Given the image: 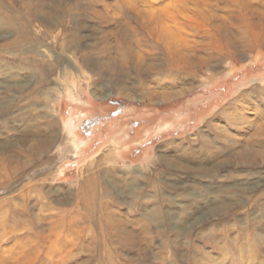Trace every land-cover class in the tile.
Wrapping results in <instances>:
<instances>
[{"label": "bare ground", "instance_id": "1", "mask_svg": "<svg viewBox=\"0 0 264 264\" xmlns=\"http://www.w3.org/2000/svg\"><path fill=\"white\" fill-rule=\"evenodd\" d=\"M37 1L32 0L30 5ZM78 7L105 25L103 32L108 36L115 34L131 42L125 35L130 29L138 36L146 35L148 41L139 51L132 52L136 49H130L124 41L121 45L128 51L121 45L116 51L123 60L114 64V73L136 70L140 75L139 83L124 80L117 86L130 100L155 104L176 100L199 88L197 80L190 79L199 72L203 84L212 82L220 70L222 50L234 73L242 69L248 53L252 60L264 58V0H84L73 9ZM71 13L68 11L70 19ZM36 17L57 29L59 37L63 35L60 27L66 22L59 13L42 11ZM20 35L12 46H6L19 47L22 38L28 39L24 33ZM67 52L80 73L83 69L77 62L86 56L110 55L98 46ZM203 52L211 55V61L202 56ZM151 57L157 60L148 62ZM37 58L39 62L15 68L37 77L32 91L26 92V79L18 78L5 86L0 83V132L13 134L11 141L0 143V188L10 193L7 198L0 195V264H152V258L163 263L170 256L177 260L173 264H223L228 256L236 260L233 264H264V190L258 191L257 182L246 186L241 182L263 178L256 172L264 167L263 80L221 109L216 119L225 121L226 126L211 120L215 138L200 133L190 144L173 148L180 151L179 155L147 160L140 173L146 171L149 176L150 172L149 180L142 177L149 190L140 189V178L127 182L128 188L113 180L116 152L109 150L81 171L75 188L64 191L45 188L54 173L28 172L47 162L44 153L56 148L60 139L54 119L28 115V108L37 106L35 99L41 96L48 103L55 96V91L44 92L55 75L53 62ZM88 62H93V56ZM90 66L96 78L102 74L101 65ZM13 71L9 67L4 72L14 76ZM63 77L67 83L69 75L64 73ZM11 92L19 98H8ZM2 93H6L4 99ZM42 119L47 132L38 137L35 130ZM155 166L159 171L153 169ZM230 166L234 168L224 174L219 171ZM181 172L201 173L184 181L171 180L170 185L161 184V174L171 177ZM164 188L176 195L168 197ZM148 202L155 205L150 210ZM165 204L182 207L180 213L163 211ZM164 226L174 231L176 239L154 245L155 251H151ZM195 230L199 237H215L217 245L224 234L218 245L221 256H212L194 244ZM130 252L135 254L131 256ZM198 252L202 254L198 256Z\"/></svg>", "mask_w": 264, "mask_h": 264}, {"label": "rangeland", "instance_id": "2", "mask_svg": "<svg viewBox=\"0 0 264 264\" xmlns=\"http://www.w3.org/2000/svg\"><path fill=\"white\" fill-rule=\"evenodd\" d=\"M31 1L0 0V62L6 64L1 65L0 63V83L3 82L5 86L14 83L18 78L26 79L28 85L26 92L32 91L36 86L37 77H34L31 72H19L15 68L28 66V62H39L37 57L47 62H53L55 75L45 87L44 92L53 93L55 91L54 98L47 103L40 96L37 100L35 99L37 106L32 107L31 110L28 108V115L31 117L37 118V115L40 114L43 117L54 119L56 122L55 130L60 138L56 148L44 153L43 159L47 162L28 171L29 174L54 173L53 179L46 184L45 188L52 187V189L64 191H69L72 187L75 188L79 183L81 171L109 150H115L117 169L111 174L112 179L122 187L128 188L127 182L140 178L141 180L138 182V185H141L140 189L149 190V186H146L142 177L144 176L146 180H149L151 178L150 172L149 176H147L146 171L141 175V170L146 165L147 160H156L158 155L169 158L179 155L180 151L173 148L179 144L183 146L185 143L190 144V141L197 138L200 133L215 138L216 133L211 128V120L216 119L221 109L230 101L235 100L243 91L251 88L258 81H264V58L252 60V54L248 53L242 69L234 73L228 68L226 63L228 58L225 51L222 50L219 53L220 57H218L220 58L218 62H221L218 66L220 70L217 69L216 75L212 77V82L203 84L200 78L202 72H199L198 75L190 76V79L197 80L198 85H200L199 88L190 90L176 100L157 104L150 101L130 100L118 91L117 86L124 80L139 83L140 75L136 70L126 74L114 73V64L123 60L116 51L120 50L119 47L123 41L130 49H136L131 50L132 52L139 51L141 46L143 47L148 41L146 35L144 37L138 36L136 32L130 29L125 35L131 42L124 38L120 40L119 36L115 34L108 36L109 33H104L106 32L104 30L105 25L102 26L101 22L95 16L92 17L90 12L88 13L83 7L73 9L75 5L84 2V0H63L61 3V0H38L30 5ZM114 1L111 0V2ZM42 11L48 14L59 13L63 17V22L66 24H61L62 36L59 37L57 29L50 28L41 18L36 17ZM68 11H72V19H70ZM235 30L236 37H238L239 31ZM21 33H24V36L27 35L28 39L22 38L19 47L6 46H12L15 40L22 37L23 34L20 35ZM92 46L106 49L110 55L95 57V54H91L86 56L84 60L77 62L78 68L83 69V72L80 73L81 70L78 72L76 65L71 64L73 60L67 51ZM123 50L128 51L126 47H123ZM92 56L93 62H88ZM202 56L205 59H211V55L204 52ZM155 60L157 57H151L148 62ZM90 65L94 68L95 65L99 67L101 65L102 74L96 78L95 74L90 72ZM9 67L14 68V76L4 72ZM64 73L69 75L67 83L62 80ZM99 90L102 95H99ZM4 95L6 93H2V99L5 98ZM9 97L12 100H17L19 95L16 92H11ZM255 98L257 101L260 100L258 97ZM216 120L221 126H226L225 121ZM44 123L45 120L42 119L40 124L43 126L40 125L35 130L36 136L42 137L47 132ZM12 135L10 132H0V143L11 141ZM217 140L223 144V140ZM111 167L104 166L107 169ZM232 168L234 167L220 168L219 171L224 174V171ZM153 169L159 171L156 166ZM256 172L263 176L261 180H259L260 178H253L250 181L241 182L244 186L257 182L258 191H263L264 167L256 169ZM199 173L201 172H181L175 173L171 177L168 174H161V184L163 186L170 185L171 180L174 183L179 178L184 181L186 177L193 178ZM189 189L192 191L194 186H189ZM6 191L0 188V195L3 198L9 197L10 193H6ZM163 193L168 197L176 195L170 188L169 190L164 188ZM153 204L148 202L149 210L155 206ZM161 208L163 211L168 210L176 215L180 213L182 207L178 208L171 204H165ZM121 212L126 211L121 210ZM219 225H222V222ZM158 233V239L155 240L154 244H151L152 246L150 245L151 251H155L154 245L160 246L167 240L176 239L174 231L168 226L159 229ZM223 235L221 233V237H219L220 244L223 241ZM17 237L19 235L10 238L7 244H11ZM192 240L194 244L208 251L212 256H221V249L218 246L220 244L217 245L215 237H199L197 230H195ZM179 241L181 242V239ZM227 248L230 247L227 245ZM162 249L165 247L163 246ZM162 249L159 250L162 251ZM128 252V250L124 251L125 254ZM201 252L197 253L198 256L202 254ZM130 254L133 256L135 253L130 252ZM232 258V256H228L223 264L235 263L236 260ZM176 261L172 256L163 263L151 259L152 264H173Z\"/></svg>", "mask_w": 264, "mask_h": 264}]
</instances>
